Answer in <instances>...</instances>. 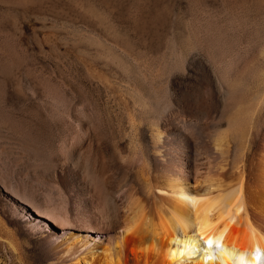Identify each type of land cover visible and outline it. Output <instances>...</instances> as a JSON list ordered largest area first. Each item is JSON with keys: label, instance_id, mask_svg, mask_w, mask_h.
Here are the masks:
<instances>
[{"label": "rangeland", "instance_id": "374dc122", "mask_svg": "<svg viewBox=\"0 0 264 264\" xmlns=\"http://www.w3.org/2000/svg\"><path fill=\"white\" fill-rule=\"evenodd\" d=\"M262 76L264 0H0V264H56L82 234L4 185L109 238L171 158L252 153L264 102L243 132L228 117Z\"/></svg>", "mask_w": 264, "mask_h": 264}, {"label": "bare ground", "instance_id": "6f19581e", "mask_svg": "<svg viewBox=\"0 0 264 264\" xmlns=\"http://www.w3.org/2000/svg\"><path fill=\"white\" fill-rule=\"evenodd\" d=\"M261 81L263 84L264 78ZM230 94L233 97L234 92ZM249 96L242 111L236 108L229 115L231 131L238 130L239 122L251 121L257 104L264 102V86ZM162 133L158 128L156 137L163 138ZM252 144V153L241 152L239 159L234 156L229 163L215 154L166 158L168 163L158 178H142L146 194L132 198L133 203L128 204H132L131 211L125 215L122 227L104 239L93 235L104 232L99 218H92L83 227L76 226L43 209L25 191L8 184L4 190L56 227L82 233L63 232L57 236V246L65 247V255L56 264H264V139ZM243 146L241 149H246ZM111 209L107 215L118 223L117 209ZM43 219L37 221L50 227ZM41 225L37 223L33 228L41 229ZM76 239L81 243L75 245Z\"/></svg>", "mask_w": 264, "mask_h": 264}]
</instances>
